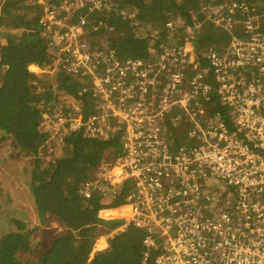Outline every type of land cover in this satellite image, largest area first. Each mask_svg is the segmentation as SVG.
<instances>
[{
	"label": "built area",
	"instance_id": "1",
	"mask_svg": "<svg viewBox=\"0 0 264 264\" xmlns=\"http://www.w3.org/2000/svg\"><path fill=\"white\" fill-rule=\"evenodd\" d=\"M32 1L46 6L42 37L60 52L46 72L54 80L50 93L62 102L54 116L64 124L55 130L48 111L40 110L39 129L50 135L35 157L48 169L66 136L83 128L89 138L119 139L124 156L116 165L101 162L68 192L86 201L133 181L127 204L116 209L129 214L104 230L107 245L94 252L135 225L147 232L146 264L152 250L155 264H264V21L225 19L227 12L257 9L233 0L204 12L226 27V50L211 40L196 51L176 41L163 54L153 44L128 58L100 41L114 32L110 15L124 0ZM93 34L99 38L91 42ZM69 75L85 86L79 93L90 97L93 114L87 101L68 94ZM218 184L233 194L217 191Z\"/></svg>",
	"mask_w": 264,
	"mask_h": 264
},
{
	"label": "trees",
	"instance_id": "2",
	"mask_svg": "<svg viewBox=\"0 0 264 264\" xmlns=\"http://www.w3.org/2000/svg\"><path fill=\"white\" fill-rule=\"evenodd\" d=\"M20 1L24 10H19V13L25 16H22L23 24H27V27L17 30L16 25L11 23L8 30L0 32V69H3L4 74L0 83V149L3 141H11L8 145L14 151H8L6 160L0 161V164L5 163L8 167L4 179L0 173V183L4 184L21 176V184L26 186L24 193L21 191L22 199L30 203L34 201L42 223L53 219L58 222L60 229L52 236L50 244L41 251L40 248L34 249V242L23 232L22 224L19 229H11L0 238V264H146L142 262V253L147 249L144 244L147 232L137 226L131 225L121 231L109 241L107 248L96 252L92 241L84 232L85 227L95 223L109 228L120 224V219L107 218L103 211L116 210L126 205V197L133 189V181L126 180L123 187L114 194L97 191L86 201L68 192L74 180L99 166L111 146L115 147L113 163L124 156L119 139L89 138L81 128L66 136L61 156L48 169H44L41 159L35 157L50 135L48 131L41 132L39 129L44 117L36 104L49 102L51 94L46 91L47 82L39 80L30 66H54L60 52L46 44L42 37L44 26L41 16L45 5L31 0ZM181 1L186 4H181L180 0H124L117 6L120 12L110 15L114 32L101 35L100 41L103 46H109L108 49L114 48L119 57L128 58L135 57L140 49V53L144 52L142 48L150 51L153 42L157 45L155 52L166 51L176 41H191L197 46L198 43L206 42L205 39L226 50L225 42L231 40L230 35L207 17L204 11L213 5L221 6L225 1L232 3L233 0H203L201 5L193 4L192 0ZM234 1L239 4L245 2L250 8L264 4V0ZM159 7L161 12L155 14ZM227 7L232 8L233 4ZM192 11H196L201 19L192 16ZM240 11L242 9H237L234 13L227 12L226 15L240 14ZM161 22H165L166 29L159 27ZM187 26L193 29L188 31ZM142 27L145 28V36ZM87 38L94 42L99 37L93 34L87 35ZM68 79L70 92L87 101V108L93 114L95 111L90 97L79 93L85 86L75 81L71 75ZM44 107L47 109L45 105ZM96 114L101 116L104 113ZM110 117L113 122L117 120L112 115ZM181 128L184 132L185 126ZM172 133L174 132H170L171 136ZM192 140L189 138V141ZM173 144L177 147L180 143L173 140ZM14 172H18L19 176H13ZM8 175L12 177L9 178ZM156 256L157 251L152 250L147 264H155Z\"/></svg>",
	"mask_w": 264,
	"mask_h": 264
},
{
	"label": "rangeland",
	"instance_id": "3",
	"mask_svg": "<svg viewBox=\"0 0 264 264\" xmlns=\"http://www.w3.org/2000/svg\"><path fill=\"white\" fill-rule=\"evenodd\" d=\"M17 2V4H12L9 5L10 2L9 0H0V32L3 31L5 29H7L8 25H11V23H14L16 25V29L17 30H21L27 27V24H23V18L25 16H23L22 14H20L18 12L19 9L23 8V3L20 0H15ZM183 1L180 0V3L182 4ZM193 4L194 3H198L199 5H201L203 3V0H192L191 1ZM224 3H227V1H225ZM183 4H186V2H183ZM231 5V4H230ZM264 4H257L256 5V9L258 12L256 13H249V14H231V15H227L225 17V19L227 21L230 22H238L240 21V19L243 20H248V19H258L260 18L261 20L264 21V10H263V15L261 11L262 9H264ZM17 6V11L15 10V7ZM189 9L190 7L187 6ZM230 8V7H229ZM46 9V6H45ZM151 10H153L151 8ZM158 12H161V9L159 7L158 10H156L155 14H158ZM206 12V11H204ZM44 13V11L42 12ZM193 14L192 16H195L197 18H200L198 16V13L196 11H192ZM23 16V18H22ZM222 18L221 14H218L216 16V20H219ZM184 19L182 18V25L184 24ZM165 22H161L159 27L161 29H166V26L164 25ZM6 24V26L4 27V25ZM3 25V26H2ZM201 25V23L198 25L197 28H199ZM2 26V27H1ZM181 26V25H180ZM226 28V27H225ZM223 28V31H226V29ZM142 29H144L143 32V36H145L146 31L145 28L142 27ZM192 30L193 27L191 26H187L186 30ZM10 31V30H9ZM8 31V32H9ZM168 32H165V34ZM183 42V40H182ZM156 42H153V44ZM187 44L188 49H192V47L196 50L200 49V47H202L203 44H197V46H195V44L191 41H187L184 42ZM143 50H145V48H142ZM141 50V49H140ZM139 50V51H140ZM141 52V51H140ZM164 51H161L160 53L163 54ZM166 52V51H165ZM157 56L159 55V53L156 54ZM34 70V69H33ZM46 68L44 67V72H46ZM35 71V70H34ZM67 86H69L67 84ZM68 94H70V91H68ZM214 103L216 104V101H214ZM44 105L47 107L48 110V121L53 122V127L55 130H61L64 128V124H60L59 121L56 119V116H54V114L59 111L61 109V106L58 104H50V103H45ZM55 119L54 121L52 119ZM11 141H3L1 143V149H0V153L2 156V160L3 161L6 160V153L8 151L14 152L12 149L9 148L10 145H8V143ZM57 141H53V147L55 148V150L59 147V144L54 143ZM48 147L50 148V145H48ZM115 147L111 146L108 149V152L105 154V156L103 157V161H107L108 163H110L111 165H116L115 163L113 164V153H114ZM48 156V155H47ZM0 173H2V177L4 179L5 176H7L5 174V172L8 170L7 164L3 163L0 164ZM13 176H19L18 172H14ZM9 178L12 177V175H8ZM8 178V179H9ZM21 179L22 177H15L13 179H11L9 182H5L4 184L0 183V238L4 235H6L8 232L11 231V229H19V226H21V224L24 226L23 232L27 235H29V237L32 239V241L34 242V249L35 248H40V251L44 248H46V246H48L52 240V236L60 229V226L58 224V222L56 220L53 219H49L46 223H42L39 219V214L37 212V208L35 206L34 201H32L31 203L28 201H24L22 199V195L25 191V187L23 184H21ZM19 180V181H18ZM223 191L226 195H231L233 194V191L228 188L227 186L223 185V184H218L217 185V191ZM21 191H23V193L21 194ZM20 195H18V193ZM103 213H105L104 215L107 218H118L119 215H128L129 212H113L112 215H107L106 211H103ZM120 219V218H118ZM96 224V223H95ZM104 226V225H103ZM109 227L104 226V228H100L98 231L93 232L92 228L90 227H85L84 228V232L87 234V236L90 238V240L92 241L93 245L95 248H101L104 247L105 245H107L106 241L104 242V230L107 229ZM114 228V227H113ZM111 229V228H109ZM104 243V245H103Z\"/></svg>",
	"mask_w": 264,
	"mask_h": 264
},
{
	"label": "clouds",
	"instance_id": "4",
	"mask_svg": "<svg viewBox=\"0 0 264 264\" xmlns=\"http://www.w3.org/2000/svg\"><path fill=\"white\" fill-rule=\"evenodd\" d=\"M36 66H37V68H39V70L41 71V74H38L37 72H36V70L34 71V70H32L31 69V67H30V69H31V71L37 76V78L39 79V80H41V81H45V82H47L46 83V91H48L49 93H50V90H49V87H50V85H51V83L54 81L50 76H48L47 75V73H45L44 72V66H40V65H38V64H35ZM49 67V66H48ZM48 67H45L46 69H48ZM51 94V93H50ZM70 94H71V92H70ZM71 96L73 97V95L71 94ZM76 96V95H75ZM77 97H79V96H77ZM80 98V97H79ZM49 102H56L58 105H61V101L57 98V96L56 95H54V94H51V99L49 100ZM48 102V103H49ZM36 104V103H35ZM44 103H39V104H36V106H38V108H39V110H41V109H45V110H47L45 107H44V105H43ZM48 111V110H47Z\"/></svg>",
	"mask_w": 264,
	"mask_h": 264
},
{
	"label": "bare ground",
	"instance_id": "5",
	"mask_svg": "<svg viewBox=\"0 0 264 264\" xmlns=\"http://www.w3.org/2000/svg\"><path fill=\"white\" fill-rule=\"evenodd\" d=\"M9 2H12L13 4L15 3V2H13V1H11V0H9ZM204 41H207L206 39L204 40ZM31 69L33 70H36V72L38 73V74H41V71L39 70V68H37V66L35 65V64H32L31 66ZM2 78H3V69H0V81L2 80ZM132 84H135V86L136 87H138L139 85L137 84V82L136 83H132ZM125 212L127 211V208H124L123 209ZM115 212H118V211H115ZM91 227L90 228H92V231L93 232H96V231H98L100 228H102L101 226H99V225H90Z\"/></svg>",
	"mask_w": 264,
	"mask_h": 264
},
{
	"label": "crops",
	"instance_id": "6",
	"mask_svg": "<svg viewBox=\"0 0 264 264\" xmlns=\"http://www.w3.org/2000/svg\"><path fill=\"white\" fill-rule=\"evenodd\" d=\"M3 78H4V74H3ZM3 78H2V80L0 81V83H2V81H3ZM114 211H119V210H109V211H106V214H110V215H112V213H113ZM93 225H99V226H101L102 228H104V226H103V225H101V224H98V223H96V224H93ZM87 227H91V226H87Z\"/></svg>",
	"mask_w": 264,
	"mask_h": 264
}]
</instances>
